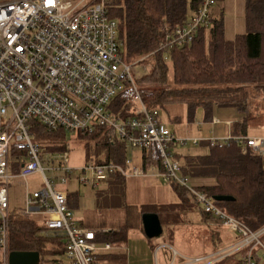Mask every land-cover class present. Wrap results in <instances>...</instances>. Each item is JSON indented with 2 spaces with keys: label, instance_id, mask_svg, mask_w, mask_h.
I'll use <instances>...</instances> for the list:
<instances>
[{
  "label": "built area",
  "instance_id": "built-area-1",
  "mask_svg": "<svg viewBox=\"0 0 264 264\" xmlns=\"http://www.w3.org/2000/svg\"><path fill=\"white\" fill-rule=\"evenodd\" d=\"M110 1L0 0V252L5 254V264L10 253L9 216L13 210L10 188L16 179L27 182L35 173L42 174L43 188L26 191L22 211L44 215L45 231L64 238L68 264H100L99 250L114 247L111 242L99 243L96 231L79 225L66 194L46 176L41 146L33 140L32 120L49 131L112 130L127 147L148 152L150 169L157 171L164 182L188 188L205 212L240 234L226 251L191 261L207 264L216 255L246 248L245 264H258L254 252L264 248L260 239L264 226L251 229L181 174L174 148L197 146L202 138L177 136L162 122L160 110L146 105L134 74L137 63L123 58L119 25L109 14ZM216 2L203 0L192 18L167 34L161 48L190 43L199 28L209 23ZM205 140L211 146L231 140L247 143L264 153V138L230 135ZM15 151L26 152L18 172L11 169ZM63 159L65 166L59 168L64 177L60 183H66L73 172L67 152ZM115 173L144 176L146 169L134 165L128 156L124 163L88 161L79 180L93 185Z\"/></svg>",
  "mask_w": 264,
  "mask_h": 264
},
{
  "label": "trees",
  "instance_id": "trees-1",
  "mask_svg": "<svg viewBox=\"0 0 264 264\" xmlns=\"http://www.w3.org/2000/svg\"><path fill=\"white\" fill-rule=\"evenodd\" d=\"M202 3L203 0H111L109 14L119 25L124 60L150 66V72L137 77L149 108L161 112L172 105H186L191 121L202 110L205 121L210 122L216 108L233 107L242 119L234 122L231 136L248 137L249 128L261 110L264 111V0H246L245 34L228 39L222 17L211 16L190 43L161 48L167 34L192 18ZM261 122L259 119L258 123ZM31 127L33 140L39 143L41 152L45 144H52L46 136L59 139L66 134L62 129L49 131L36 120L31 121ZM77 133L86 144L91 140L105 150V159L89 161L124 163L126 150L112 130ZM201 144L208 147L202 153L184 154L179 151L181 147L177 148L175 155L181 173L191 184L196 179L209 180L193 186L210 197L232 196L233 200L215 202L251 229L263 227L264 154L247 143L233 140L222 146H211L206 140ZM65 146L54 144L45 151L50 148L62 151ZM12 156L11 169L18 172L26 160V152L15 151ZM145 156L148 168L152 159L148 152ZM113 178L115 182L125 181L120 173H115ZM171 185L180 196H187L188 188L174 182ZM9 227L10 251H38V264L64 263L61 258L66 250L64 238L49 235L45 223H39L36 215L14 209L9 216ZM124 228L102 232L97 237L122 241L126 238Z\"/></svg>",
  "mask_w": 264,
  "mask_h": 264
},
{
  "label": "crops",
  "instance_id": "crops-1",
  "mask_svg": "<svg viewBox=\"0 0 264 264\" xmlns=\"http://www.w3.org/2000/svg\"><path fill=\"white\" fill-rule=\"evenodd\" d=\"M214 13H215L214 17L216 18L222 17V19L224 20L225 34L228 39H234L237 35H242L246 33L247 31L246 21H245L246 0H243V14L241 15L243 17L244 24L241 23L240 17L239 20L237 17V20L232 18V20L230 21L224 18L223 8L214 10ZM219 113H221V117L222 116L226 117L228 116V114L234 113L233 114L234 118L231 119L229 117L226 120V122L219 123ZM260 114L261 115L257 117L258 120L256 119V121L249 128V132H248L249 138H264V111L261 110ZM241 119H242V115L239 114V112L235 108L221 107V108H216L213 118L210 122L205 121L204 113L198 119H196V116L195 119L192 121L189 119L185 130L189 132V129L195 128L196 131H198V133L196 134L197 136L203 135L204 133H206V135H209L210 133L212 134L215 133L218 134L219 136L227 137L232 135V126L234 122L239 121ZM259 119L262 120L261 123H258ZM161 120L165 124L167 121L178 122V118L176 116L168 117L166 122L164 118L161 116ZM173 132H175L177 136L182 137L181 135H178L176 130H173ZM197 136H192V137H197ZM205 139L207 138H202V141ZM118 141L120 142V144L124 146V149L127 152V150L130 147H127L124 144V142H122L121 140ZM201 145L202 144L200 143L197 146H194L192 144H189L187 146H177L174 148V152L177 150V148L181 147L179 148V151H181L184 154L194 153L191 151L192 148L196 149L199 148ZM188 146L189 147L191 146L192 148L189 149ZM130 149L134 150V148H130ZM145 152L146 151L141 150L139 161H136L134 159L132 160L134 165L145 167L146 175L134 176L129 174L125 176V178L127 179L128 177H140L144 179V186L150 188L149 191L150 195L148 197V201L146 202V204H148L151 208L147 211H143L142 213L144 212L157 213L162 222L163 232L166 227L168 233L167 236L161 238H158L159 236L155 238L147 237L148 242H146L147 243L146 245L147 248L149 249V254H145L141 252V255H143L144 260H147L149 256H151V253L153 252V256L155 259L153 264H202V263H193L191 260H194L195 258L210 256L217 252L226 251L240 239V234L236 230L232 229L230 226L223 224V222L215 215L205 212L204 207L196 200L195 196L192 194V192L189 189L188 191L190 193L187 191L188 192L187 196L182 197L178 194V192L174 189V187L170 183L164 182V180L158 174L157 171L150 169L151 166L146 168L145 165H147L146 162L148 161L145 160L146 157ZM113 177L114 174L109 175L105 179L96 180L93 185H84L83 183L81 184L80 180L79 182L81 186L84 185L86 187H96L100 184V182L103 181L104 183V181H106L104 184V188H105L107 187V185L110 184V179ZM18 181L19 178L12 183L10 188V190L13 191V193L10 195L13 210L14 209L22 210L24 206L26 191H27L26 190L25 193L23 194L24 196L23 201L21 203H18L17 198L14 195L15 193L14 187H16L17 183H19ZM206 182L209 183L210 181L207 179H196L192 181V184L190 182L189 183L192 186L193 185L198 186ZM21 183L23 184L24 182L21 181ZM63 184L65 183H62V185ZM27 186H28V182H27ZM58 188L60 189L59 185ZM28 191L30 190L28 189ZM64 193L67 196L68 206L74 212L75 218L76 216L79 217V215H77L76 213V210L78 209L85 210L87 203L86 199L84 198V195L80 194L79 197L78 192L69 191V190H66V192ZM34 215L38 216L40 214H34ZM119 229L110 230L108 228H104L103 231H96V232H98L97 234L100 235L102 232H113ZM228 229H232L231 232ZM143 232H144V227H143ZM126 236H127L126 239L117 242L107 241L105 239L97 237L99 243L102 244V241L105 240V242H111L114 246L111 250L108 251V252H114V254L106 253L107 250H103V249L99 250L98 261L100 264H128V262L124 261L123 258L121 257L129 241L128 233H126ZM260 239L264 243V233L260 236ZM139 248L140 245L138 247L136 246V249ZM246 254H247L246 248H242L240 250L233 252L229 251V253L225 255L224 254H221L220 256L216 255L214 261L212 262L209 261L207 264H245L244 258ZM254 256L258 264H264V248H258L254 252Z\"/></svg>",
  "mask_w": 264,
  "mask_h": 264
},
{
  "label": "rangeland",
  "instance_id": "rangeland-1",
  "mask_svg": "<svg viewBox=\"0 0 264 264\" xmlns=\"http://www.w3.org/2000/svg\"><path fill=\"white\" fill-rule=\"evenodd\" d=\"M221 8L224 9V18H226L228 21L232 20V18L237 20V17L239 20L240 17L241 23L244 24L243 17L241 16L243 14V0H217V2L212 7V16H215L214 10ZM133 69L134 74L137 77H141L150 72V66L148 64H135ZM169 76L170 78L172 77L171 70L169 71ZM160 113L165 122L167 121L168 117L176 116L178 118V122L167 121L166 125L170 127V129L176 130L178 135H181L184 138L201 139V137L208 138L212 136L225 138V136H219L215 133H208L209 135H206V133H204L203 135L197 136L196 134L198 133V131H196L195 128H191L189 129V132H187L185 129L189 120V109L186 105H172L168 108V110L161 111ZM233 114H228V116L226 117H221V113H219V123L226 122L229 117L233 119ZM202 115L203 111L198 110V112H196V119L200 118ZM46 137L47 140L52 143L45 144L46 146L44 147V151H42L43 167L45 169L46 176L48 178H52V180H54V182L60 186L61 191H76L79 193V197L80 194H82L86 199L87 203L85 210H76L77 215H79V217L76 216V220L79 225L88 227L89 229H93L94 231H103L104 228H108L111 230L125 227L124 234L128 233L129 241L124 249L123 255L121 256L123 260L128 262V264H153L155 261L153 252L147 260H144L143 255H141V252L149 254V249L146 245L148 239L143 232L142 212L147 211L151 208L148 204H146L150 195V188L144 186V179L140 177H128L127 179L125 178L124 182H115L116 180H114V178H111L110 184L105 187L106 189L104 188V184L106 181H104V183L103 181L100 182V184L96 187H86L84 185L81 186L79 177L82 173V167L89 160L105 159V150L96 145V143L91 140L88 144H86L84 139L78 138L77 132L66 131L65 136L59 139L51 135H48ZM54 144H65L66 146L62 148V151L56 152L57 149L55 148H50V150L45 151L47 147ZM188 148L191 149L192 147L188 146ZM207 148V146L201 145L199 148H192L191 151L194 153H202ZM66 152L69 155L68 164L69 166L74 168V171L72 175L66 177L67 182L62 185V183H60V178L64 177V171L59 168V166H65L63 156ZM127 154L129 155V158L132 157V159L139 161L141 150H133L129 148L126 152V156H128ZM12 157L13 156H11V158ZM21 181H23L24 183L22 184ZM18 182L19 183H17L16 187H14V195L16 196L18 203H21L23 201V194L26 190L29 189L32 192L34 190L42 189L44 185L43 176L40 173H35L29 176L27 180L29 187L26 185L27 182L24 179H19ZM12 193L13 191L10 190V195ZM37 218L39 219V223L42 224L45 222L44 215H38ZM228 230L231 232L232 229ZM167 233L168 232L165 227L163 234L158 238L167 236ZM48 234L51 236L53 235L51 232H49ZM104 242L105 240L102 241V243ZM139 245L140 248L136 249V246L138 247ZM108 251H106V253L114 254V252ZM61 258L65 264H68V259L65 254H62ZM5 260V254L0 252V264H5ZM50 262L51 261H49V263ZM64 263L62 262L61 264Z\"/></svg>",
  "mask_w": 264,
  "mask_h": 264
},
{
  "label": "water",
  "instance_id": "water-1",
  "mask_svg": "<svg viewBox=\"0 0 264 264\" xmlns=\"http://www.w3.org/2000/svg\"><path fill=\"white\" fill-rule=\"evenodd\" d=\"M216 201H229L234 198L230 195H217L213 197ZM144 232L147 237L155 238L163 233V226L159 215L155 212H144L142 214ZM40 253L38 251H10L8 264H38Z\"/></svg>",
  "mask_w": 264,
  "mask_h": 264
}]
</instances>
